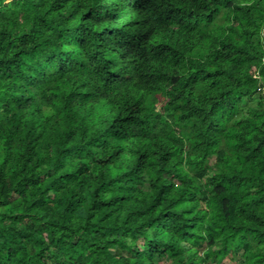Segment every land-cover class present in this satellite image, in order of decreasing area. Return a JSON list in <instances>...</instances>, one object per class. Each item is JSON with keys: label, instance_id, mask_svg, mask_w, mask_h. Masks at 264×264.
<instances>
[{"label": "clouds", "instance_id": "obj_1", "mask_svg": "<svg viewBox=\"0 0 264 264\" xmlns=\"http://www.w3.org/2000/svg\"><path fill=\"white\" fill-rule=\"evenodd\" d=\"M0 264H264V0H0Z\"/></svg>", "mask_w": 264, "mask_h": 264}]
</instances>
